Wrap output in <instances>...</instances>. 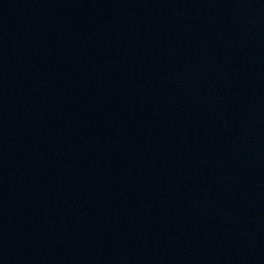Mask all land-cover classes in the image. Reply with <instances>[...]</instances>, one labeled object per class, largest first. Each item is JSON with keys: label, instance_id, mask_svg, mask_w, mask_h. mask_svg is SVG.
I'll return each mask as SVG.
<instances>
[{"label": "water", "instance_id": "95a60500", "mask_svg": "<svg viewBox=\"0 0 264 264\" xmlns=\"http://www.w3.org/2000/svg\"><path fill=\"white\" fill-rule=\"evenodd\" d=\"M0 264H264V0H0Z\"/></svg>", "mask_w": 264, "mask_h": 264}]
</instances>
